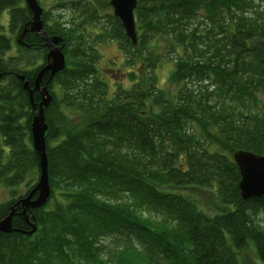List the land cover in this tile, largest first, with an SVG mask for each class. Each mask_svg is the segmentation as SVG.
Returning a JSON list of instances; mask_svg holds the SVG:
<instances>
[{
	"label": "trees",
	"instance_id": "obj_1",
	"mask_svg": "<svg viewBox=\"0 0 264 264\" xmlns=\"http://www.w3.org/2000/svg\"><path fill=\"white\" fill-rule=\"evenodd\" d=\"M70 6L82 24L47 28L66 43L45 111L51 198L27 211L34 236L0 234V264H242L250 248L264 264V197L241 199L233 160L239 151L264 157V0H137V45L111 13ZM5 11L12 35L32 21L24 0H0V18ZM89 24L101 30L91 41ZM108 41L131 69L113 94L96 49ZM25 43L6 60L12 41L0 37V189L26 192L0 201V221L41 178L35 112L16 74L32 87L43 67L33 77ZM35 54L46 65V51L34 49V65ZM167 63L171 97L157 73ZM190 190L213 193L221 211L204 210ZM22 212L13 229L30 232Z\"/></svg>",
	"mask_w": 264,
	"mask_h": 264
},
{
	"label": "water",
	"instance_id": "obj_2",
	"mask_svg": "<svg viewBox=\"0 0 264 264\" xmlns=\"http://www.w3.org/2000/svg\"><path fill=\"white\" fill-rule=\"evenodd\" d=\"M110 5L114 10V16L121 21L126 36L134 45H137L139 38L137 37L135 20L137 0H111ZM26 6L31 11L33 19L24 27L19 37L18 44L23 45L24 36L32 31L40 36L44 35L45 42L49 43L46 45L48 48L47 64L37 73L38 75L32 87L24 75L16 74L17 79L23 83V89L29 93L28 95H30L32 108L35 112L31 125L32 147H34L41 159V178H39L38 184L32 189L30 194L26 198L19 200V202L11 208L9 217L0 221V233L11 234L13 232H19L23 235L34 236L38 228L34 223V217L28 215L27 211L44 207L51 197L45 136L49 127L46 124L45 111L53 102V96L49 94V86L54 78L66 68V57L64 54L66 43L58 37L50 38L48 34L44 32V23L42 21L43 10L38 1L26 0ZM47 74L49 75V79L48 82L44 83V78ZM2 76L3 75L0 74V79ZM36 93H39L41 96V102L38 105H36L33 100L34 94ZM233 160L240 170L241 182L239 188L241 190V199L248 201L251 200V198L258 199L264 197V157L249 152L239 151L233 155ZM20 206L23 209L22 216H24V220L32 229L30 232L14 231L13 229V218L17 214V209Z\"/></svg>",
	"mask_w": 264,
	"mask_h": 264
},
{
	"label": "rangeland",
	"instance_id": "obj_3",
	"mask_svg": "<svg viewBox=\"0 0 264 264\" xmlns=\"http://www.w3.org/2000/svg\"><path fill=\"white\" fill-rule=\"evenodd\" d=\"M40 1V5L44 9L45 12L48 14V18L50 21V25L52 26L54 23H59L64 25L65 27H68L67 24H73V20H77V24H82L83 20L81 17H78L75 12H72L70 9V4L73 2H90L94 4L100 11V15L104 17L107 13H111L113 15V9L111 7H108L107 2L105 0H64L61 2V0H38ZM110 4V1H109ZM62 5V6H60ZM108 7V8H107ZM105 21V20H104ZM85 22V21H84ZM0 36L4 35L7 38L11 39L13 50L6 56V60L10 58H16L19 55V50L17 47L19 40V37L21 35H12L10 30V13L9 11H5L2 13L0 18ZM86 28V38L87 40L98 38V34H100V27H97L96 25L89 24L85 26ZM91 45L93 44L90 42ZM19 46V45H18ZM97 51H99V54L101 55V63L99 65V72H100V79L102 81H105L110 86V92L113 94L118 88L119 85L121 86H128L129 82L127 79V72H129L131 69L125 67V56L123 53L119 50L118 44L115 42L108 41L105 44H97L96 47ZM36 63L34 65V70L40 68L43 65L42 60L39 58V54H35ZM173 63H167L164 65L160 70L157 71L160 81L162 85H164L163 89L168 94L169 97L175 94L176 89L172 87L168 83V78L173 71ZM30 71L32 72L31 68ZM56 93H58V90H55ZM78 120V117L77 119ZM193 192V195H195L200 201V203L203 206L204 210H210L213 212L221 211L217 208H215L213 202V193L200 191V190H190ZM190 192V193H191ZM192 194V193H191ZM26 195L25 190H20L18 192L17 198L14 199V197L11 194V191L0 189V201L3 203L11 202L12 200H17L19 197H23ZM210 213V212H207ZM259 221L261 222V225L264 226V214L260 215ZM103 244L107 245V247L112 246L113 241L111 239H106L103 241ZM241 263L242 264H260V262L257 259L255 250L253 248H250L248 250H245L241 254Z\"/></svg>",
	"mask_w": 264,
	"mask_h": 264
},
{
	"label": "flooded vegetation",
	"instance_id": "obj_4",
	"mask_svg": "<svg viewBox=\"0 0 264 264\" xmlns=\"http://www.w3.org/2000/svg\"><path fill=\"white\" fill-rule=\"evenodd\" d=\"M36 1H38V0H36ZM38 3H39V5H40V1H38ZM24 4H25V6H26V0H24ZM60 6H62V5H60ZM40 7L42 8V6L40 5ZM42 10H43V15H42V20H43V23H44V32H46L47 34H48V36L50 37V38H52V37H58V36H51L50 34H49V32L47 31V28L48 27H51V25H50V23H49V20H48V18H47V16H48V14H47V12H45L44 11V9L42 8ZM32 19H33V15H32ZM54 25V24H53ZM60 25H62V24H60ZM67 25H69V24H67ZM62 26H64V25H62ZM64 28V27H63ZM29 36V38H30V43H31V52H32V67H31V70H32V73H33V77H34V49H36V50H40L41 52H43V50H45L46 51V64H47V55H48V48H47V46L46 45H48L49 43H47V42H45V36L44 35H38V34H36V33H34V31H32V32H29L26 36H25V38H24V41L26 40V38ZM37 38L38 40H35V42H34V38ZM58 38H60V37H58ZM61 39V38H60ZM63 40V39H62ZM64 41V40H63ZM17 42H18V39H17ZM65 42V41H64ZM44 54V53H43ZM44 64L45 63H43V65L41 66V67H43L44 66ZM40 67V68H41ZM48 75V74H47ZM47 75H46V77L44 78V80L47 78ZM44 83H45V81H44ZM33 85H34V83H33ZM34 200V199H33Z\"/></svg>",
	"mask_w": 264,
	"mask_h": 264
},
{
	"label": "bare ground",
	"instance_id": "obj_5",
	"mask_svg": "<svg viewBox=\"0 0 264 264\" xmlns=\"http://www.w3.org/2000/svg\"><path fill=\"white\" fill-rule=\"evenodd\" d=\"M42 21H43V20H42ZM28 33H29V32H28ZM28 33H27V34H28ZM21 34H22V33H21ZM27 34H26V35H27ZM26 35H25V36H26ZM25 36H24V38H25ZM0 37H6V36L2 35V36H0ZM24 38H23V45H19V44H18V45L21 46V47H25V48H26V47H28V45H26V43H25V41H24ZM28 94H29V93H28ZM29 98H30V95H29ZM33 100H34V97H33ZM30 104L32 105V103H31V99H30ZM24 198H25V197H24ZM0 234H2V233H0Z\"/></svg>",
	"mask_w": 264,
	"mask_h": 264
}]
</instances>
